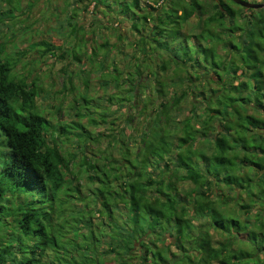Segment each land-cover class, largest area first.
<instances>
[{
	"label": "trees",
	"instance_id": "obj_1",
	"mask_svg": "<svg viewBox=\"0 0 264 264\" xmlns=\"http://www.w3.org/2000/svg\"><path fill=\"white\" fill-rule=\"evenodd\" d=\"M78 2L84 11L92 5L91 13L127 22L142 51L168 56L154 71L132 56L133 70L123 77L116 61L110 73L96 75L99 87L126 86L104 97L125 109L126 127L116 125L117 112L107 107L101 118L78 110L69 75L62 95L73 94L74 118L56 126L36 102V80L13 73L17 61L3 55L0 43V264H264V7L237 11L232 0L211 6L146 0L144 8L139 0H70L66 23L81 48ZM192 24L199 29L189 31ZM39 45L43 54L57 49ZM109 46L104 41L87 57L92 61L98 50L106 57ZM69 51L67 64L82 65L84 52ZM81 86L89 104L88 78ZM183 103L188 112L177 119ZM98 124L102 130L89 131ZM68 141L82 155L75 173L76 153H63L58 144ZM71 204V215H61ZM122 208L125 216L114 217Z\"/></svg>",
	"mask_w": 264,
	"mask_h": 264
},
{
	"label": "rangeland",
	"instance_id": "obj_2",
	"mask_svg": "<svg viewBox=\"0 0 264 264\" xmlns=\"http://www.w3.org/2000/svg\"><path fill=\"white\" fill-rule=\"evenodd\" d=\"M70 0H0V43L3 46V55L7 56L11 60L17 61L13 73L15 75H27L29 80H36L37 86L39 88L40 95L37 97L36 102L38 103L41 111L46 114V117L52 121L56 126L61 125L62 123H68L71 119L74 118V111L71 108L72 97L73 94L66 95L63 100L64 90H62V86L66 84V75H69L70 79H72L73 84L75 86V94L76 101L79 102V109H82V113H86L87 111L101 113V108H108L107 111L110 114H114L117 112L118 120L116 121V125L119 127H124L123 119L126 117L124 115L125 109L117 108V105H110L107 101H105L104 97L107 96L112 91L117 90L118 93L124 91L125 85L120 88H116L114 83L111 82L107 88L99 87L95 77L96 75H104V73H110L114 67V63L116 61L115 66L118 67L120 77L122 75H126L127 72L132 69V64L134 65L135 59L132 56L140 57L145 63H148L150 66V70H155V65L161 62V58H165L168 56L166 50L159 51L158 55H153L152 50L142 51L140 46H137L138 36L136 34L130 33V29L127 22L121 20V22H116L112 20L110 17L105 16L103 13H91L92 5L89 6L87 10H82V3L78 2L77 6L80 8L77 11V18L75 28L77 34L79 36L80 41H83V46L76 47V44L79 41L74 39V36L71 34V27L67 25L68 17L73 13V5L70 3ZM107 0H104V2ZM129 2L130 0H125ZM146 0H139L140 7L144 8ZM204 2V6L208 4V6L213 4V0H200ZM251 2L256 3H264V0H249ZM113 5V0H112ZM235 6V5H234ZM237 11H242V7L240 5L235 6ZM76 12V10H74ZM116 18V17H115ZM131 18V17H130ZM118 21V20H117ZM95 23V25H92ZM151 24V22L149 23ZM105 25V27H103ZM139 27L142 25V20L138 21ZM86 28L88 30L93 29L94 33L87 32V30L82 32L80 27ZM95 27V29L93 28ZM73 29V28H72ZM79 29V30H77ZM199 27L196 24H192L189 27V31H196ZM121 31L123 33V38L120 39L117 37V33ZM198 33V32H196ZM96 34V35H95ZM106 39H104V38ZM46 41L50 42L57 49L51 50L46 54L42 53L43 46L39 45L40 42ZM104 41H109L111 47V52L108 53V56L105 57V54H102L99 50L97 53L99 56H94L93 60H89L87 57L90 53V48L99 46L100 43ZM113 44V46H112ZM77 49V52L83 53L84 56L83 64L74 63L67 64L70 60V51L71 48ZM67 50V54L65 57L61 56V53ZM87 57V58H86ZM100 61L104 62V69L99 67ZM156 63V64H155ZM67 64V65H66ZM83 67V69H82ZM66 69V73L63 72V69ZM82 69V70H81ZM28 72L30 75H28ZM150 72V71H149ZM103 73V74H102ZM151 73H153L151 71ZM160 75H170L169 72L159 70ZM146 75V73H145ZM88 78L89 88L88 93L90 97L93 99L89 104H86L82 101L81 96L84 95V89L81 86L84 80ZM144 80H147L144 77ZM166 80L170 81L171 77H163ZM69 79V80H70ZM62 90V91H61ZM63 100V101H62ZM62 102V103H61ZM99 103L100 108L98 111L94 108ZM102 103V105H101ZM186 105L183 103L180 105L181 113L177 116V119H182L188 112L187 108H184ZM60 108L59 110H57ZM127 110V109H126ZM123 114V115H122ZM97 117V115H95ZM98 118V119H100ZM77 120V119H76ZM82 120L79 117V121ZM137 122V119L131 120V126H134ZM126 127V126H125ZM89 131L93 132L102 130L103 126L98 124L95 127L89 126ZM132 129L129 127L126 128L125 132L130 134ZM70 138H73L71 136ZM61 141V140H60ZM107 139H103V144H100V147H104V143ZM59 146L62 147V152H73L76 153L77 158L76 161L70 163L71 172L75 173L78 169V160L82 156L78 153V150L74 146L71 141H68V144H64L58 142ZM70 144L72 146H70ZM95 150V148H94ZM108 150L113 151L114 155L119 156L117 153L118 150L109 147ZM238 150L239 147H238ZM237 150V151H238ZM5 151L4 144H0V153ZM86 151V149H85ZM210 150L207 149V152ZM243 151H240V153ZM87 153V151H86ZM91 154V153H90ZM88 156V155H87ZM90 156H88L89 158ZM3 158V154H0V159ZM91 160V159H90ZM76 163V165H75ZM250 172V170H246ZM80 173V172H79ZM253 173L251 170L250 175ZM69 172L67 173V177ZM70 173V177H71ZM79 179L84 180L83 177ZM76 183V181H75ZM79 183H81L79 181ZM82 184V183H81ZM188 186L187 184L182 185V189ZM84 191V189L82 188ZM230 196L235 195L234 192L226 191ZM236 203V201H233ZM69 211L63 212L61 215H71L70 212L74 210L75 204H71ZM73 208V209H72ZM121 211L123 213H121ZM114 211V217L118 218L125 216V209ZM58 214V213H57ZM254 214V211L251 212ZM251 214L245 215V213H240V217H248V219H253ZM97 216V214L95 215ZM106 218L105 221L106 222ZM97 222V220H94ZM253 221V220H251ZM120 222L123 223L122 218ZM199 222L198 218L194 219V223ZM90 230V229H89ZM232 236V235H231ZM70 237V236H68ZM240 239V238H239ZM238 239V241H239ZM238 246V245H237ZM66 250L70 251L71 245H66ZM80 252L83 253L82 248H79ZM176 253L180 255V251L176 250ZM112 264H115L112 262Z\"/></svg>",
	"mask_w": 264,
	"mask_h": 264
},
{
	"label": "water",
	"instance_id": "obj_3",
	"mask_svg": "<svg viewBox=\"0 0 264 264\" xmlns=\"http://www.w3.org/2000/svg\"><path fill=\"white\" fill-rule=\"evenodd\" d=\"M234 3L241 5L244 8H251V9H257L264 7V3H256V2H251L249 0H232Z\"/></svg>",
	"mask_w": 264,
	"mask_h": 264
}]
</instances>
